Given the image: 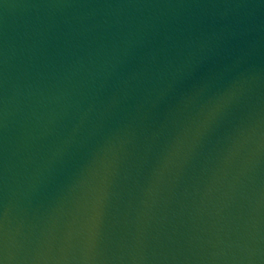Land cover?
<instances>
[{"label": "water", "instance_id": "95a60500", "mask_svg": "<svg viewBox=\"0 0 264 264\" xmlns=\"http://www.w3.org/2000/svg\"><path fill=\"white\" fill-rule=\"evenodd\" d=\"M0 264H264V0H0Z\"/></svg>", "mask_w": 264, "mask_h": 264}]
</instances>
